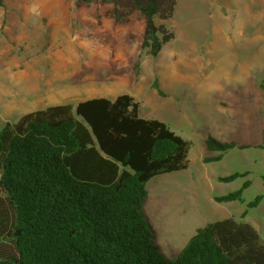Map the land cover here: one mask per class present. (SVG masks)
<instances>
[{
  "label": "rangeland",
  "instance_id": "rangeland-1",
  "mask_svg": "<svg viewBox=\"0 0 264 264\" xmlns=\"http://www.w3.org/2000/svg\"><path fill=\"white\" fill-rule=\"evenodd\" d=\"M108 7L99 0L0 1V129L48 105L131 94L142 116L190 142L185 169L146 183L147 220L172 258L197 228L239 218L246 202L264 195V149L255 147L264 136V0H177L168 20L174 36L154 57L140 52V13L116 23ZM15 101L23 104L4 112ZM207 135L252 146L204 162L213 154ZM244 170L245 177L217 179ZM246 178L241 200L214 201ZM243 220L264 240V197Z\"/></svg>",
  "mask_w": 264,
  "mask_h": 264
},
{
  "label": "trees",
  "instance_id": "trees-1",
  "mask_svg": "<svg viewBox=\"0 0 264 264\" xmlns=\"http://www.w3.org/2000/svg\"><path fill=\"white\" fill-rule=\"evenodd\" d=\"M99 1L116 23L140 13V52L154 57L174 36L168 20L177 0ZM259 87L264 93V79ZM204 142L213 152L204 162L252 146L212 135ZM189 147L164 121L142 116L126 92L52 104L6 122L0 129V264H264V240L243 220L263 194L246 202L239 218L197 228L175 257L160 251L143 208L146 183L185 169ZM255 147L264 149V136ZM250 183L246 178L213 199L241 200Z\"/></svg>",
  "mask_w": 264,
  "mask_h": 264
},
{
  "label": "crops",
  "instance_id": "crops-1",
  "mask_svg": "<svg viewBox=\"0 0 264 264\" xmlns=\"http://www.w3.org/2000/svg\"><path fill=\"white\" fill-rule=\"evenodd\" d=\"M96 97V96H95ZM89 98H91V97H89ZM86 99V98H85ZM6 103V107H5V110H4V112H6V108L8 109V110H10V107H12V106H18V107H20L23 103L21 102V101H15V102H13V103H11V104H9L8 102H5Z\"/></svg>",
  "mask_w": 264,
  "mask_h": 264
}]
</instances>
